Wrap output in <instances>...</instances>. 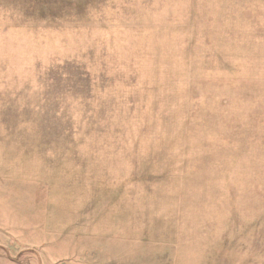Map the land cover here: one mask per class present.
I'll list each match as a JSON object with an SVG mask.
<instances>
[{
    "label": "rangeland",
    "instance_id": "obj_1",
    "mask_svg": "<svg viewBox=\"0 0 264 264\" xmlns=\"http://www.w3.org/2000/svg\"><path fill=\"white\" fill-rule=\"evenodd\" d=\"M0 264H264V0H0Z\"/></svg>",
    "mask_w": 264,
    "mask_h": 264
}]
</instances>
